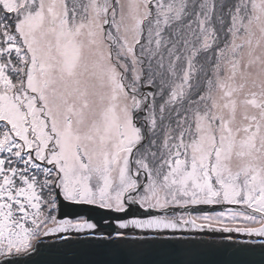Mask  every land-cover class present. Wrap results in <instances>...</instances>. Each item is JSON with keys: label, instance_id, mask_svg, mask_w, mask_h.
<instances>
[{"label": "snow or ice", "instance_id": "6c2138e0", "mask_svg": "<svg viewBox=\"0 0 264 264\" xmlns=\"http://www.w3.org/2000/svg\"><path fill=\"white\" fill-rule=\"evenodd\" d=\"M42 249L264 255V0H0V264Z\"/></svg>", "mask_w": 264, "mask_h": 264}, {"label": "water", "instance_id": "95a60500", "mask_svg": "<svg viewBox=\"0 0 264 264\" xmlns=\"http://www.w3.org/2000/svg\"><path fill=\"white\" fill-rule=\"evenodd\" d=\"M55 251L42 249L31 257L21 258L20 264H57L58 261L71 259ZM91 259H104V257H90ZM117 259H134L142 261H168L179 264H222L224 261L244 259L250 264H264V255L259 250L244 256H233L230 252H216L210 250H192L168 253H149L132 257H116Z\"/></svg>", "mask_w": 264, "mask_h": 264}]
</instances>
